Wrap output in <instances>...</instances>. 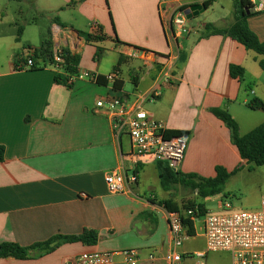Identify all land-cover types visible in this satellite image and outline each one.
<instances>
[{"label": "crops", "instance_id": "0c3cea01", "mask_svg": "<svg viewBox=\"0 0 264 264\" xmlns=\"http://www.w3.org/2000/svg\"><path fill=\"white\" fill-rule=\"evenodd\" d=\"M164 1L190 4L191 9L212 2L198 15L190 14L192 19L207 15L191 22L200 26V35L173 42L159 10ZM237 1L22 0L19 13L28 14L24 24L1 19L0 145L6 152L0 163V244L29 247L56 235L76 236L86 230L97 232L99 240L95 246L64 244L26 260L0 257V264H69L85 252L127 249L140 250L146 264H165L168 224L156 203L181 205L182 200L175 190L161 187L159 162L144 157L135 164L129 136L123 133L116 138L111 119L96 103L109 95L135 98L149 93L162 57L183 53L186 60L176 64L172 85L144 109L169 132L188 137L178 171L214 178L217 167L228 172L243 169L248 164L212 110L228 111L241 135L264 123V110L256 116L243 111L249 109V100L243 96L246 82H257L258 95L264 100L262 57L229 37L203 36L206 26L221 30L234 24L232 8ZM215 4L222 5V11L210 14ZM248 25L264 43V12L249 17ZM19 26L24 32L17 39ZM87 34L104 40L88 42ZM46 39L52 41L53 51L79 56L78 71L96 73L101 83L84 80L69 88L55 82L59 72L50 66L18 70V64L27 60L25 51L35 52ZM139 50L151 53L148 63L131 57ZM232 65L244 69L242 81L230 75ZM115 69L120 72L117 88L104 79ZM122 164L127 171L139 170L133 194L108 191L106 175ZM151 254L160 259L148 262Z\"/></svg>", "mask_w": 264, "mask_h": 264}, {"label": "built area", "instance_id": "2783aa9c", "mask_svg": "<svg viewBox=\"0 0 264 264\" xmlns=\"http://www.w3.org/2000/svg\"><path fill=\"white\" fill-rule=\"evenodd\" d=\"M255 13L264 12V0H245ZM190 4H171L161 2L160 14L169 36L173 42L179 39L200 35V26H193L187 12L191 10ZM97 28V26H95ZM98 29V28H97ZM54 33V29H52ZM34 51L29 50L27 60L20 62L18 70L32 69L35 66ZM151 53L145 50L135 51L131 57L142 58L149 62ZM180 54L170 53L162 57L158 66V75L152 89L147 94L135 98L109 95L96 103L97 109L103 111L112 121L116 138L125 133L131 143V157L135 164L144 157H151L153 161L165 163L173 169H178L184 161L188 145V137L179 135L167 138L166 125L154 119L144 109L148 101L158 100L164 88L172 85L173 72L179 62ZM152 62V61H151ZM65 66L64 52L57 49L53 54L50 67L58 72H63ZM67 86L73 87L79 81L88 80L97 83L100 79L94 72L87 70L78 71L76 74H65ZM120 72L113 70L106 75V82L116 85ZM122 164L106 177V185L111 194H133L134 187L139 181L137 168L127 171ZM151 199V198H150ZM156 205L164 211L169 235V251L164 257L165 264H206L208 252H228L232 256V264H264V196L260 206L255 210L239 212L208 213L201 223L200 235H197L195 223L198 209L183 210L180 212L169 211L161 202ZM189 219L194 224L195 233L190 235L185 228L184 221ZM205 239L207 252L191 254L184 251L187 241L197 238ZM160 258L156 254L149 255L147 261L154 262ZM69 264H146L138 249L119 251H91L85 252L74 258Z\"/></svg>", "mask_w": 264, "mask_h": 264}, {"label": "trees", "instance_id": "16d2710c", "mask_svg": "<svg viewBox=\"0 0 264 264\" xmlns=\"http://www.w3.org/2000/svg\"><path fill=\"white\" fill-rule=\"evenodd\" d=\"M14 2H21L22 0H9ZM214 2V1H213ZM212 2L204 3L202 8L208 9ZM240 8L235 14V22L226 29H218L214 26H206L204 31V38L212 35H221L229 37L242 45L247 51H252L262 59L259 61L260 68L264 70V43H262L257 35L250 29L248 19L255 12L251 10V6L245 0L237 1ZM24 32V27L19 26L17 29V39L21 38ZM88 42H100L104 38L102 36L86 35ZM53 43L51 40L46 39L42 42L40 48L34 53L35 66L32 70L43 69L52 64L53 61ZM99 55V51L98 54ZM65 66L63 72L55 75V82L67 86V78L65 74H76L78 72V65L80 63L79 56H74L70 52H64ZM44 66H40V61ZM186 56L180 53L179 62H184ZM244 69L241 66L232 65L230 67V75L234 79L242 81L244 78ZM101 83V80L97 82ZM68 87V86H67ZM116 84V88H117ZM71 88V87H69ZM247 106L254 111L264 110V100L260 98L252 99ZM212 113L215 117L221 120L230 131L232 144L238 149L242 160L246 161L248 165L264 166V123L247 133L241 135L240 127L232 115L224 109H213ZM179 135H186L182 132H167L166 137L172 138ZM5 147L0 145V163L5 160ZM242 168L239 167L234 172H228L223 167H217L216 176L214 178H204L196 174H184L176 169L171 168L165 163H159L160 182L161 187L165 191L178 192L179 188L186 191H191L197 196L199 200H206L223 194L227 183L231 177L235 175ZM228 196V195H227ZM226 196V197H227ZM169 211L180 212L189 209H198L197 217L201 218L208 214L206 205L202 202L195 200L188 201L187 204L179 205L172 201L161 202ZM185 228L190 235H194V224L189 220L184 221ZM99 240L98 233L95 231L86 230L80 235L64 236L56 235L45 242H40L29 247H22L15 243H2L0 244V257L1 258H15L18 260H26L35 257H42L47 255L64 244L82 243L87 246L97 245Z\"/></svg>", "mask_w": 264, "mask_h": 264}, {"label": "rangeland", "instance_id": "374dc122", "mask_svg": "<svg viewBox=\"0 0 264 264\" xmlns=\"http://www.w3.org/2000/svg\"><path fill=\"white\" fill-rule=\"evenodd\" d=\"M6 4H8V6ZM19 7L20 4L18 2L0 0V21L1 19H4V21L9 22L17 19L18 23L20 22L24 24L28 19V14H26L25 16L20 15ZM240 8L241 7L237 5V2H234V7L232 8V10L235 14L240 10ZM213 10L214 11H210V14L220 13L222 11V5L215 4ZM200 18L204 20L205 18H207V15H199L198 17L190 20V22H196V19ZM28 51H25V57L27 56ZM1 58H4L2 53H0V60ZM252 75L254 76V74ZM130 86L132 87V85ZM131 87H129V89H131ZM245 88L246 89H244L243 91V96L247 98L249 102L254 98H260V96L258 95L257 82H246ZM255 93H257V96L255 95ZM240 102L242 103V100ZM243 111L252 114L253 116L259 115L257 111L251 110L250 108L243 109ZM261 119H264V117L262 116ZM261 121L262 120L260 119L257 120L254 124L249 126V129H252ZM175 195L182 200L181 205L187 204L188 201L193 200L204 203L206 205L208 213L215 214L255 210L259 208L261 199L264 196V166L258 167L253 165H245L243 169H241L231 177L230 181L226 185L223 194L210 199L199 200L194 193H192L191 191H186L183 188H180L178 192L175 193ZM203 220L204 217H201L195 223L197 235L201 234L200 227ZM185 248L186 251L190 252L191 254H194L195 252H207L205 239L199 236L187 241L185 244ZM206 264H232V256L228 252H208Z\"/></svg>", "mask_w": 264, "mask_h": 264}, {"label": "water", "instance_id": "95a60500", "mask_svg": "<svg viewBox=\"0 0 264 264\" xmlns=\"http://www.w3.org/2000/svg\"><path fill=\"white\" fill-rule=\"evenodd\" d=\"M201 9H202L201 6L193 7L191 10H189V11L187 12L188 18H189V19H192L193 16L190 15V14L192 13V11H196V12H195V16H196V15L199 14V12H200ZM204 9H205V8H204Z\"/></svg>", "mask_w": 264, "mask_h": 264}]
</instances>
